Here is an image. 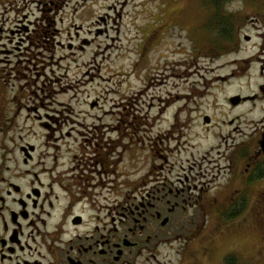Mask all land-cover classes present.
<instances>
[{
  "label": "rangeland",
  "instance_id": "obj_1",
  "mask_svg": "<svg viewBox=\"0 0 264 264\" xmlns=\"http://www.w3.org/2000/svg\"><path fill=\"white\" fill-rule=\"evenodd\" d=\"M234 2L254 37L220 48L222 24L204 0H0V139L17 155V145L63 154L90 150L87 137L109 141L117 195L191 166L225 182L226 140L259 131L264 119V95L229 101L264 83L255 36L264 22H252L264 18V0ZM254 192L256 203L210 221L185 247L164 233L159 264H226L233 255L264 264V178Z\"/></svg>",
  "mask_w": 264,
  "mask_h": 264
},
{
  "label": "flooded vegetation",
  "instance_id": "obj_2",
  "mask_svg": "<svg viewBox=\"0 0 264 264\" xmlns=\"http://www.w3.org/2000/svg\"><path fill=\"white\" fill-rule=\"evenodd\" d=\"M203 5L225 18L222 22L230 19L225 25L235 31L233 39L216 41L218 47H239L241 37L253 39L243 33L244 22L238 19L244 6L234 0H204ZM254 20L264 22L261 17ZM262 28L255 36L264 53V24ZM262 85L250 99L264 95ZM261 122L259 131L226 140L221 153L229 172L225 182L205 170L193 173L191 166L175 178L159 173L154 185L127 186L119 195L109 141L102 146L97 137H87L90 150L63 154L17 145V155L1 138L0 264H159L164 233L185 247L203 235L210 221H223L236 211L240 215L256 203L254 189L264 178ZM203 123L212 125L213 116L205 113Z\"/></svg>",
  "mask_w": 264,
  "mask_h": 264
},
{
  "label": "trees",
  "instance_id": "obj_3",
  "mask_svg": "<svg viewBox=\"0 0 264 264\" xmlns=\"http://www.w3.org/2000/svg\"><path fill=\"white\" fill-rule=\"evenodd\" d=\"M213 2H216V0H213ZM214 23L217 27H219V24H222V28L219 29L217 32L219 34L220 37L223 38V36L227 39V40H231L234 38L235 36V31L234 30H231L230 26L227 27V25L230 24V19H228L227 22H222L221 20H225V18H222V17H219V16H215V19H214ZM227 24V25H225ZM223 26H226L225 28H223ZM239 213V211H236L234 213H228L227 215V219H230V218H233L234 216H236L237 214ZM225 263L226 264H237V257L236 256H228L226 257L225 259Z\"/></svg>",
  "mask_w": 264,
  "mask_h": 264
},
{
  "label": "water",
  "instance_id": "obj_4",
  "mask_svg": "<svg viewBox=\"0 0 264 264\" xmlns=\"http://www.w3.org/2000/svg\"><path fill=\"white\" fill-rule=\"evenodd\" d=\"M261 87H262L261 89H263V91H264V85H262ZM246 98H254V96H249V97H244V98H243L241 95H236V96H232V97L230 98V101H231L233 104H238V103L241 102L242 99H246ZM206 120L209 121L210 119H209V118H206ZM260 143H261V147H262V149L264 150V136H263V138L261 139Z\"/></svg>",
  "mask_w": 264,
  "mask_h": 264
}]
</instances>
